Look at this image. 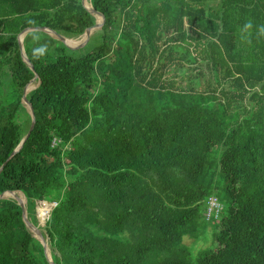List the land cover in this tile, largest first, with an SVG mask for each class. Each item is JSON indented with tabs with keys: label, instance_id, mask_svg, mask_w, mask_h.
Returning <instances> with one entry per match:
<instances>
[{
	"label": "trees",
	"instance_id": "obj_1",
	"mask_svg": "<svg viewBox=\"0 0 264 264\" xmlns=\"http://www.w3.org/2000/svg\"><path fill=\"white\" fill-rule=\"evenodd\" d=\"M89 2L104 22L84 47L25 35L32 71L22 29L76 38L94 17L81 0H0V84L13 86L0 167L40 80L0 194L21 191L35 225V201L56 202L40 227L54 264H264V0ZM209 197L214 246L192 262L182 240ZM36 209L43 220L49 204ZM0 264H49L12 198H0Z\"/></svg>",
	"mask_w": 264,
	"mask_h": 264
},
{
	"label": "water",
	"instance_id": "obj_2",
	"mask_svg": "<svg viewBox=\"0 0 264 264\" xmlns=\"http://www.w3.org/2000/svg\"><path fill=\"white\" fill-rule=\"evenodd\" d=\"M82 5L84 6V8L93 16V14H98L101 18V21L99 23H94L92 26L86 28L84 30V32L80 35L83 36L85 35L84 39L76 44H69L67 42V39H69L68 37L58 33L57 31L50 29L48 27L45 26H31V27H26L24 29H22L20 31V33L17 36V40H18V48H19V52L21 55V58L23 60V62L29 67L30 70L34 71V66L33 64L30 62L29 58L27 57L25 50H24V46H23V39L25 37V35L30 32V31H42L44 33H47L48 35H50L51 37L63 42L65 45H67L70 48L73 49H80L82 47L85 46V44L88 42L90 36L93 34L90 33L91 30H95L96 31H101L103 22H104V18L102 16L101 13H99L97 10H95L93 7L88 8L86 6L85 0H81ZM92 6V5H91ZM33 81H37V84L30 90H27V87L29 86V84ZM40 83L38 74L34 72V76L29 80V82L26 84V86L23 89V93L21 96V103L24 106V108L26 109L27 113L30 115L31 120H30V125L29 128L26 132V134L23 136V138L21 139L20 143L18 144V146L10 153V155L8 156V158L4 161V163L1 165L0 167V172L2 170V168L4 167V165L7 163V161L22 147V145L24 144V142L27 140V138L29 137L31 131L33 130L34 126H35V116H34V112H33V107L30 104V102L27 100L26 95L29 91L33 90L34 88H36ZM17 191H9L7 193L4 194H0V198H10L9 195L11 193H14ZM21 192V191H18ZM22 193V192H21ZM23 194V193H22ZM24 199L23 201H16V203L21 207V211H22V219L23 222L26 226V229L36 238L39 240V242L42 244L44 251H45V255L46 258L49 262V264H54L51 256H50V251H49V246L47 243V240L45 239V237L43 236L41 229L33 224L30 219L27 216V199L25 197V195L23 194ZM32 229H35V231H37V234L33 233ZM41 232V233H40Z\"/></svg>",
	"mask_w": 264,
	"mask_h": 264
},
{
	"label": "rangeland",
	"instance_id": "obj_3",
	"mask_svg": "<svg viewBox=\"0 0 264 264\" xmlns=\"http://www.w3.org/2000/svg\"><path fill=\"white\" fill-rule=\"evenodd\" d=\"M88 3H89V0H88ZM96 32L92 31L91 34L92 33L94 34ZM80 37L81 36H78V37H76V39L69 38L67 40L69 42L79 43L83 40L82 39L80 41V39H81ZM92 44H94V43H92ZM92 44L89 45L87 48H85L84 51L89 50L91 48ZM79 51H82V50H79ZM213 85H215V83H213ZM203 86H205V83L203 84ZM12 90H13V86L11 83H9V81H6V83H1L0 84V101L3 99H5L6 101H8V99H12L13 98ZM42 202L43 201H39V200L35 201V208H34L35 209V216L37 218V226L39 228L44 225L45 220L48 217V214L50 212V208H52V206H53V204H49V211H48L46 217L43 220H41L40 217H37V215H39V214L37 212L36 206H37V204L42 203ZM207 206L208 205L206 204V206L203 209V212L201 213V221H199V223H198L200 225H199L197 233H195L196 235H194V236L193 235H186L183 237V240H182L183 244L186 245V247L190 251V256H191L192 262L196 261L197 257L200 255V253L203 250L210 249L214 246L213 241L215 239V234L217 232L218 215L215 214V208H213L211 211H209L208 209H206ZM41 232L44 233L43 230H41Z\"/></svg>",
	"mask_w": 264,
	"mask_h": 264
},
{
	"label": "bare ground",
	"instance_id": "obj_4",
	"mask_svg": "<svg viewBox=\"0 0 264 264\" xmlns=\"http://www.w3.org/2000/svg\"><path fill=\"white\" fill-rule=\"evenodd\" d=\"M85 3H86V6L88 7V8H91L92 6H91V3L89 2L88 3V0H85ZM93 17H94V20H95V23H99L101 20L99 19V17L96 15V14H93ZM96 30V29H95ZM94 29L93 30H91L90 31V33L92 32V31H95ZM84 37H85V35H83V36H81L80 38V41L82 40V39H84ZM73 39H76V38H73ZM67 42L69 43V44H76V43H73V42H69L68 40H67ZM37 84V82L36 81H33V82H31L30 84H29V86L27 87V90H30V89H32L35 85ZM9 197H11L13 200L15 199L16 201H23V199H24V196H23V194L22 193H20V192H14V193H11L10 195H9ZM32 231H33V233H35V234H37V231H35V229H32Z\"/></svg>",
	"mask_w": 264,
	"mask_h": 264
},
{
	"label": "built area",
	"instance_id": "obj_5",
	"mask_svg": "<svg viewBox=\"0 0 264 264\" xmlns=\"http://www.w3.org/2000/svg\"><path fill=\"white\" fill-rule=\"evenodd\" d=\"M43 202L47 203L46 201H43ZM207 203H208L207 209L209 211H211L213 208H215V210H216L215 214H217V212L221 208V206H220V204L217 203L216 199L214 197H209ZM48 204H53V206H55L56 205V202H48ZM51 209L52 208H50V210ZM47 213H48V211H47Z\"/></svg>",
	"mask_w": 264,
	"mask_h": 264
}]
</instances>
